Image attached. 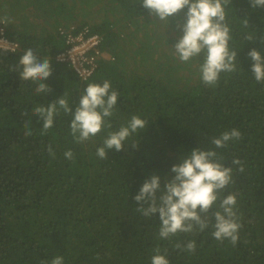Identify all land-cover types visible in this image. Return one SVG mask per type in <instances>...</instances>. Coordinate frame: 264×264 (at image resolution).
Segmentation results:
<instances>
[{"label":"trees","instance_id":"trees-1","mask_svg":"<svg viewBox=\"0 0 264 264\" xmlns=\"http://www.w3.org/2000/svg\"><path fill=\"white\" fill-rule=\"evenodd\" d=\"M225 11L237 70L209 87L200 79L202 57L182 63L171 48L183 11L167 24L139 0H0L5 33L18 43L14 51L0 49V264H40L56 255L64 264H150L155 247L167 249L170 264H264V83L255 81L247 55L253 48L264 55V7L232 0ZM58 28L101 36L98 65L87 79L55 59L65 46ZM28 48L49 57L52 74L41 81L51 88L47 94L9 71ZM104 80L119 92L113 130L133 114L147 122L125 141L126 151L110 149L99 159L95 151L106 133L77 144L63 112L40 134L37 104L47 106L65 91L74 111L87 84ZM25 121L31 136L24 135ZM232 128L243 139L215 150L225 166L234 157L244 163L243 172L232 166L234 182L222 193L236 194L242 224L236 246L215 240L211 227L158 239V214L143 217L132 197L153 174L163 186L179 157L197 146L214 148L211 137ZM69 149L74 160L63 155ZM188 240L196 242L194 253L174 247Z\"/></svg>","mask_w":264,"mask_h":264},{"label":"clouds","instance_id":"clouds-1","mask_svg":"<svg viewBox=\"0 0 264 264\" xmlns=\"http://www.w3.org/2000/svg\"><path fill=\"white\" fill-rule=\"evenodd\" d=\"M141 6L155 16L159 22H167L183 11L182 21L177 24L180 35L172 45L174 55L182 63H187L195 57H202L199 65L201 82L209 87H215L221 78V73H233L237 70V51L231 49V28L226 21V7L232 0H139ZM250 6L264 7V0H249ZM186 9V11H184ZM248 27L247 19L243 20ZM245 40L253 41L254 36L248 34ZM259 42L264 44V36ZM4 51H8L4 49ZM251 58V73L257 83H264V55L255 48L247 53ZM18 73L19 79L32 81L36 85V94H47L50 86L42 83L52 74L49 57L40 59L32 48H28L20 56L18 63L9 68ZM119 92L112 88L109 80L102 83H89L79 96L75 110L70 107L67 92L47 106L37 104L33 115L42 122L40 134L44 135L53 127L54 118L60 113L71 116L69 134L73 141L82 144L101 132L106 135L101 145L96 148L95 155L107 159V152L114 149L126 151L125 141L147 126V122L139 115L133 114L118 129L113 130L111 117L116 111ZM27 115V113H22ZM30 122L24 123V135L31 136ZM243 139L237 128L226 130L219 136H213L210 143L214 148H193L187 155L179 157V163L173 164L171 177L165 175L163 186L161 177L151 175L146 178L139 191L132 199L136 202V212L145 218L156 217L158 214V239L171 240L180 233L194 234L204 232L211 227L212 237L223 243L227 240L233 247L239 240L240 223L237 198L235 193L222 195L233 181V167L237 172L244 171V163L239 158H233L230 165L225 166L224 157L215 149L229 147L230 142ZM136 148L137 144L131 145ZM50 157L55 158L51 145L47 146ZM67 160H74L71 149L64 152ZM174 247L180 251L194 253L195 240L177 242ZM150 258V264H170L166 258L167 249L155 247ZM40 264H64V257L56 255L50 261Z\"/></svg>","mask_w":264,"mask_h":264},{"label":"built area","instance_id":"built-area-1","mask_svg":"<svg viewBox=\"0 0 264 264\" xmlns=\"http://www.w3.org/2000/svg\"><path fill=\"white\" fill-rule=\"evenodd\" d=\"M64 39V48L55 55V59L64 62L71 67L80 80L87 79L98 65L100 50L98 45L101 36L98 34H88L87 29L73 32L70 29L58 28ZM18 43L7 37L5 33V22L0 20V49L14 51Z\"/></svg>","mask_w":264,"mask_h":264}]
</instances>
